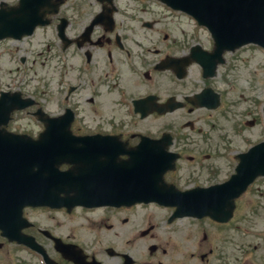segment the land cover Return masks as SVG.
<instances>
[{
  "label": "flooded vegetation",
  "instance_id": "1",
  "mask_svg": "<svg viewBox=\"0 0 264 264\" xmlns=\"http://www.w3.org/2000/svg\"><path fill=\"white\" fill-rule=\"evenodd\" d=\"M18 1L0 0V6ZM43 5L47 22L37 26L33 35L0 40V59L12 64L47 59L49 71L24 75L22 70L23 75L9 82L5 67L0 66V94L11 86H31L34 76L47 75L50 113L69 109L75 134L99 136L96 144H85L88 151L116 157L121 143L123 148L134 146L148 136L162 140V148L173 154L176 167L166 178L180 188L210 185L232 175L238 155L247 149L232 150L233 144L239 137L247 142L263 122L262 83L256 75L240 72L247 50L256 45L226 51L215 74H205L191 54L194 46H203L198 27L206 29L181 23L189 15L163 0H54ZM87 28L92 29L89 40L79 46ZM137 30L166 33L167 40L159 44L173 51L156 49L159 61L175 54L179 64H189L180 73L165 75L162 71L169 70H159L157 61L149 66L142 45L150 39L142 34L135 40ZM206 40L203 47L212 51V37ZM132 44L143 53L133 52ZM76 58L82 64L74 65ZM216 61L214 57L212 62ZM146 66L150 75H145ZM23 119L10 120L7 128L35 136L45 128L36 117L27 124ZM7 139L0 136L1 141ZM260 203L259 209L264 200ZM170 214L171 208L155 203L25 206L22 212L16 206L6 207L0 216V264H123L126 255L133 264H246V239L237 228L223 231L208 217L168 222ZM172 225L175 234L168 228ZM262 235L257 245L261 261Z\"/></svg>",
  "mask_w": 264,
  "mask_h": 264
},
{
  "label": "rangeland",
  "instance_id": "2",
  "mask_svg": "<svg viewBox=\"0 0 264 264\" xmlns=\"http://www.w3.org/2000/svg\"><path fill=\"white\" fill-rule=\"evenodd\" d=\"M142 34H145V35H151V34L157 35V34H154V33L149 32V31L138 30V37H140ZM155 60H153V61H155ZM39 66H40V70H38V69L35 70L34 73H33V75L35 74V72H40V71L42 73H45L43 67L41 65H39ZM251 68L252 69L253 68H256L257 69V72L260 75H264V52L262 54L259 51H256V56L249 57L247 59L246 63H244V61H243L241 63V66H240V71L243 69L241 72H243L245 75H251L252 74ZM38 77H45V80H40V84L43 85V86H47V83H48L47 75H36V76H34V79L37 80V81H39L38 80ZM249 78H250V76H248V79ZM246 84H248V83H246ZM259 134H260V132H256V133L254 132V134L252 136L255 138ZM247 223L248 224H251L249 221H247ZM248 242L249 243L252 242V239H250Z\"/></svg>",
  "mask_w": 264,
  "mask_h": 264
},
{
  "label": "water",
  "instance_id": "3",
  "mask_svg": "<svg viewBox=\"0 0 264 264\" xmlns=\"http://www.w3.org/2000/svg\"><path fill=\"white\" fill-rule=\"evenodd\" d=\"M264 23V22H263Z\"/></svg>",
  "mask_w": 264,
  "mask_h": 264
}]
</instances>
